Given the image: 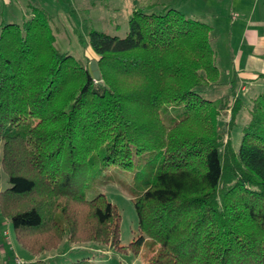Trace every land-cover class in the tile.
Wrapping results in <instances>:
<instances>
[{"label": "trees", "instance_id": "trees-1", "mask_svg": "<svg viewBox=\"0 0 264 264\" xmlns=\"http://www.w3.org/2000/svg\"><path fill=\"white\" fill-rule=\"evenodd\" d=\"M211 37L174 8L136 10L125 38L90 32L95 80L89 63L56 49L44 11L2 24L0 146L11 187L0 208L19 244L34 255L65 237L121 249L120 211L104 195L88 199L85 178L144 167L133 201L143 235L132 246H157L147 264H264V95L236 151L219 125L225 111L236 123L241 99L202 97L220 77Z\"/></svg>", "mask_w": 264, "mask_h": 264}, {"label": "rangeland", "instance_id": "rangeland-1", "mask_svg": "<svg viewBox=\"0 0 264 264\" xmlns=\"http://www.w3.org/2000/svg\"><path fill=\"white\" fill-rule=\"evenodd\" d=\"M254 5L255 0H245ZM233 0H0V27L2 24L23 25L33 18V10L44 11L50 20L55 36V47L61 53H68L84 65L96 61L98 57L89 46L91 31L125 38L129 32V22L136 10L147 14H159L165 8H174L186 18L209 25L212 47L220 72L218 85L204 89L202 97L211 101L228 99L230 105L238 96L243 108L236 123L230 124V111L220 117V131L231 139L239 151L243 130L251 120V111L256 98L264 95V66L260 62L247 64V56L237 64L239 49L238 31L232 30L236 14ZM251 5V6H252ZM262 3L258 6V13ZM250 8V7H249ZM84 39V40H83ZM83 40V41H82ZM243 50L246 49L243 47ZM247 52V51H246ZM247 55V54H246ZM237 67L244 70L241 80L235 79ZM250 68V69H249ZM253 70V71H250ZM257 75V76H256ZM235 80V89L233 83ZM234 92L236 95H234ZM2 146H0V193L11 187L2 169ZM88 171L85 194L88 199L104 195L115 205L122 216L119 248H113L93 241L73 242L65 237L55 248L40 254H32L18 243L12 222L0 208V264H147L156 255L157 246L145 238L140 248H133L143 235L139 231L138 216L134 199L144 188L147 169L122 170L117 167L92 168Z\"/></svg>", "mask_w": 264, "mask_h": 264}, {"label": "crops", "instance_id": "crops-1", "mask_svg": "<svg viewBox=\"0 0 264 264\" xmlns=\"http://www.w3.org/2000/svg\"><path fill=\"white\" fill-rule=\"evenodd\" d=\"M260 2L262 3V12L258 13ZM233 4H235L237 12L233 14L234 24L232 30L238 31L239 45H241L236 59L238 61L237 64L239 65L242 57L245 56H247V64L250 62L261 63V60L264 62V0H255L254 5L248 4V1L246 2L245 0H233ZM243 47L247 52L243 50ZM243 72L244 70L237 67V73L235 72V74L239 75H236L235 79L241 80L244 76ZM255 73H258L259 77H264V66L261 72H254L253 76Z\"/></svg>", "mask_w": 264, "mask_h": 264}, {"label": "water", "instance_id": "water-1", "mask_svg": "<svg viewBox=\"0 0 264 264\" xmlns=\"http://www.w3.org/2000/svg\"><path fill=\"white\" fill-rule=\"evenodd\" d=\"M90 70L92 72V75H93L94 79L95 80H100L101 74H100V71L98 69V64H97L96 61L91 62Z\"/></svg>", "mask_w": 264, "mask_h": 264}, {"label": "built area", "instance_id": "built-area-1", "mask_svg": "<svg viewBox=\"0 0 264 264\" xmlns=\"http://www.w3.org/2000/svg\"><path fill=\"white\" fill-rule=\"evenodd\" d=\"M18 264H21L20 262L17 261Z\"/></svg>", "mask_w": 264, "mask_h": 264}]
</instances>
